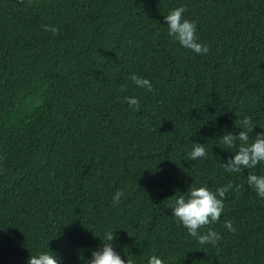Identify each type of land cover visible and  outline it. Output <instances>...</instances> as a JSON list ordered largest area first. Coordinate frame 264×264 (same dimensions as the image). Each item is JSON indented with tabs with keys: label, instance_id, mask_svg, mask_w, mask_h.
Wrapping results in <instances>:
<instances>
[{
	"label": "trees",
	"instance_id": "16d2710c",
	"mask_svg": "<svg viewBox=\"0 0 264 264\" xmlns=\"http://www.w3.org/2000/svg\"><path fill=\"white\" fill-rule=\"evenodd\" d=\"M177 6L207 53L168 35L163 15ZM236 115L264 131V0H0V264L44 245L83 264L106 228L134 264H264V199L250 170L219 164L230 153L215 135L238 131ZM194 139L206 159H187ZM190 183L241 185L198 230L219 232L215 245L171 216L170 196Z\"/></svg>",
	"mask_w": 264,
	"mask_h": 264
},
{
	"label": "clouds",
	"instance_id": "9594fccd",
	"mask_svg": "<svg viewBox=\"0 0 264 264\" xmlns=\"http://www.w3.org/2000/svg\"><path fill=\"white\" fill-rule=\"evenodd\" d=\"M185 8L177 6L170 9L163 15L168 35L181 47L191 50L196 54L208 52V45L201 43L196 35L195 22L183 17ZM45 30L55 33V27L44 25ZM130 79L137 88L152 90V84L146 77L131 74ZM129 106H136L139 100L135 96L123 98ZM237 116V115H236ZM233 121V128L238 131L223 130L215 136L218 142L224 146L230 155L222 162L220 167L225 173H240L245 169L250 171L243 177L246 185L252 189L256 196L264 199V172L253 171L258 165H264V131L254 132L257 127L249 116H237ZM193 134V133H192ZM191 146L185 152L188 160L206 159L207 151L204 142L190 140ZM235 149L232 151L231 149ZM235 189L231 183L221 185L211 190L204 185L190 183L183 192L174 191L170 197L168 208L171 209V216L182 226L187 234L193 237L198 244L215 245L220 239V233L209 227L205 231H198L205 225L215 223L225 207L224 197L229 190ZM122 191L117 189L111 197L112 203L119 202ZM227 231H235L230 220L224 221ZM115 229H104L102 234L97 236L100 241L99 247H90V255L81 257L83 264H134L131 258H121V255L114 250L112 243ZM26 264H61L60 258L54 251L49 250L46 245L38 247L26 259ZM143 264H164V260L157 254L146 255Z\"/></svg>",
	"mask_w": 264,
	"mask_h": 264
}]
</instances>
